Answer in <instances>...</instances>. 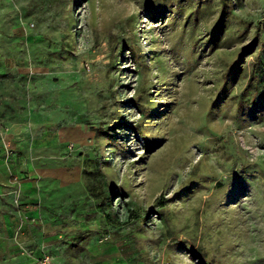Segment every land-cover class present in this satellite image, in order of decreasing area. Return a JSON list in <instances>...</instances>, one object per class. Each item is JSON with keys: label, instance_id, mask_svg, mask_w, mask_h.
<instances>
[{"label": "rangeland", "instance_id": "374dc122", "mask_svg": "<svg viewBox=\"0 0 264 264\" xmlns=\"http://www.w3.org/2000/svg\"><path fill=\"white\" fill-rule=\"evenodd\" d=\"M0 173L31 262L264 264V0H0Z\"/></svg>", "mask_w": 264, "mask_h": 264}, {"label": "crops", "instance_id": "0c3cea01", "mask_svg": "<svg viewBox=\"0 0 264 264\" xmlns=\"http://www.w3.org/2000/svg\"><path fill=\"white\" fill-rule=\"evenodd\" d=\"M6 181L7 175L0 173V192L1 184H6ZM42 216L45 217V214L42 215L40 211H35L32 207L30 210L24 209L20 214L12 205L0 200V255H2L0 264H36L20 253L15 241L18 240L20 245L28 246L40 240L42 234L39 227L42 226L37 221ZM20 227L22 230L18 232ZM15 233L19 235L15 237Z\"/></svg>", "mask_w": 264, "mask_h": 264}, {"label": "built area", "instance_id": "2783aa9c", "mask_svg": "<svg viewBox=\"0 0 264 264\" xmlns=\"http://www.w3.org/2000/svg\"><path fill=\"white\" fill-rule=\"evenodd\" d=\"M36 264H53L51 258L48 255L41 257L37 260Z\"/></svg>", "mask_w": 264, "mask_h": 264}]
</instances>
